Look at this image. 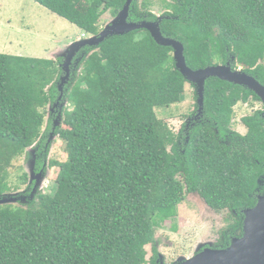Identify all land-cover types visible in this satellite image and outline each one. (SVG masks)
<instances>
[{"label":"trees","instance_id":"16d2710c","mask_svg":"<svg viewBox=\"0 0 264 264\" xmlns=\"http://www.w3.org/2000/svg\"><path fill=\"white\" fill-rule=\"evenodd\" d=\"M77 27L97 35L101 15L113 18L125 0H32ZM163 36L184 46L192 70L232 57L256 79L264 75V0H162ZM148 0H132L128 21H157ZM85 53L63 88L60 125L54 133L66 160L52 193L37 191L23 173L26 190L7 183L12 162L35 144L34 171L48 154L46 107L58 95L61 58L0 54V264H158L157 228L177 217L186 194L226 212L229 224L213 248L225 249L242 235V211L255 205L263 173L264 132L232 131L234 108L246 103L243 87L206 81L201 123L174 134L156 110L182 101L187 81L175 69L172 50L148 31L111 36ZM79 56V55H78ZM77 56V57H78ZM72 68V67H71ZM196 99V94H195ZM253 123V122H251ZM249 123V124H251ZM234 138L245 142L234 145ZM44 149V150H43ZM258 161L259 163H257ZM173 230L175 229L172 227Z\"/></svg>","mask_w":264,"mask_h":264},{"label":"rangeland","instance_id":"374dc122","mask_svg":"<svg viewBox=\"0 0 264 264\" xmlns=\"http://www.w3.org/2000/svg\"><path fill=\"white\" fill-rule=\"evenodd\" d=\"M148 1L150 2L149 10L156 17H161L165 13L166 9L162 6V0ZM112 19L113 16L109 12L103 13L98 22L99 31ZM82 38L84 35L77 27L50 13L32 0H0V54L55 60L69 44ZM79 57L82 58L84 55ZM259 63L264 66V57ZM71 67V70L75 69V63ZM237 69L239 70L240 67ZM195 105V88L187 83L184 87L182 101L168 108L157 109L156 114L176 134L185 119L195 110ZM63 106H66V103ZM252 107L258 109L260 106L256 104ZM50 108H52V103L48 104L44 112L42 133L45 132ZM251 108L245 107L242 103L235 106L232 130L239 128L241 131L238 121L242 115L250 114ZM46 147L49 149L44 163L45 171L42 172L41 183L35 190L52 193L58 169L48 164L50 161L63 162L66 160L65 144L55 136ZM32 151L35 154V144L12 162L7 177L10 191L3 193L4 195L22 193L26 190L27 183L23 184L21 176L23 173L29 174L30 164L35 156ZM229 222L226 212L216 213L207 207L196 193L186 194L185 199L177 207V217L172 221L162 223L156 230L157 249L163 264H173L181 257L190 258L199 243L210 242L214 245L220 232L227 227ZM172 227L175 229L173 230ZM146 251L148 264L151 256L150 245L146 247Z\"/></svg>","mask_w":264,"mask_h":264},{"label":"water","instance_id":"95a60500","mask_svg":"<svg viewBox=\"0 0 264 264\" xmlns=\"http://www.w3.org/2000/svg\"><path fill=\"white\" fill-rule=\"evenodd\" d=\"M131 2L132 0H125L123 8L97 35L84 37L69 44L64 49V52L59 55L58 58L62 59L60 65L62 75L57 83L58 96L56 102L49 109L53 110L59 105V113L54 119L47 143L55 137L54 131L60 125L61 110L64 105V103L60 102L63 96V88L70 79L72 64L75 63L76 66L81 59V57L76 56L79 54L81 56L84 55L81 51L83 48L97 47L108 37L122 36L140 29L148 31L157 45L171 48L175 69L184 77L187 83L195 88L197 115L203 110L205 84L210 78H216L246 88L264 103V87L245 72L233 70L231 62L207 66L197 70L189 68L186 64L183 44L174 38L162 35L159 27L161 17H158L157 21H128ZM232 62H234L233 58ZM32 154H34V151H32ZM32 159L29 170V182H33L34 185L31 198L36 194L37 190L35 189L40 185L43 177L42 170L35 173V156ZM12 200H3L0 203L15 202L14 199ZM212 247L213 245L210 242L199 243L194 255L190 258L181 257L174 264H264V195L257 198L254 207L243 211L242 235L231 239L229 246L225 249Z\"/></svg>","mask_w":264,"mask_h":264},{"label":"flooded vegetation","instance_id":"af4514ba","mask_svg":"<svg viewBox=\"0 0 264 264\" xmlns=\"http://www.w3.org/2000/svg\"><path fill=\"white\" fill-rule=\"evenodd\" d=\"M158 18V17H157ZM84 53V52H83ZM85 55V53H84ZM80 56V54H79ZM78 56V57H79ZM77 57V56H76ZM76 59V58H75ZM74 59V61H75ZM231 62V68L233 70H238L237 68H233L232 67V57L229 59V61L225 62L224 64H227V63H230ZM240 71L242 72H245L242 68L239 69ZM246 73V72H245ZM247 75H249L248 73H246ZM250 77H253L251 75H249ZM254 78V77H253ZM259 84H261L263 87H264V75L261 76V79H256L254 78ZM246 89V88H244ZM251 92V91H250ZM253 93V92H252ZM254 94V93H253ZM255 95V94H254ZM256 96V95H255ZM257 97V96H256ZM258 98V97H257ZM57 99V98H56ZM56 102V100L52 103V107H53V104ZM245 107L247 108H251L253 105H256L258 104L260 107L258 109H254V107H252V111L250 114L248 115H242L239 119V127L241 129V131H239V128L238 129H233L232 131L238 133L240 136L242 137H245L248 135L249 133V127L252 129V128H255V127H258L259 131L260 132H264V103L262 102L261 99L258 98V101L257 100H254L253 98V95H249V100L248 102L246 103H242ZM59 113V105L58 107L54 108L53 110H49V114H48V120H51L52 122V126H53V122H54V119L56 117V115ZM197 105H195V110L192 112V114L187 117L185 119V122L182 124V126L184 127L183 128V133L187 136L188 135V131L191 130L192 128L195 127L196 123H201V118H203V114H202V111L199 115H197ZM234 122V121H233ZM232 122V123H233ZM253 122V123H251ZM251 123V124H249ZM181 128V127H180ZM52 129V127H51ZM180 130V129H179ZM51 132V131H50ZM50 132L47 134V140H48V137H49V134ZM234 142L235 144L234 145H241V146H244L245 145V142H241L240 140L238 139H235L234 138ZM239 145V146H240ZM47 146V141L45 142V146H44V149L45 147ZM37 149L38 148H35V159H36V153H37ZM43 149V150H44ZM257 163H259L258 161H256ZM45 166V164L43 165V167ZM262 170H263V173L261 175H259V177L256 179V185H255V188H254V191H253V197L255 198L256 202H257V198L259 196H263L264 195V160L262 162V166H261ZM43 171V170H42ZM39 172V171H36V173ZM255 202V204H256ZM255 206V205H254ZM253 206V207H254ZM252 208V207H251ZM247 209V208H246ZM245 210V209H244ZM243 210V211H244ZM243 211H242V214H243ZM219 238V237H218ZM214 246V245H213ZM213 248V247H212ZM194 255V254H193ZM158 264H163L161 258H160V255H159V259H158ZM174 264V263H173Z\"/></svg>","mask_w":264,"mask_h":264}]
</instances>
